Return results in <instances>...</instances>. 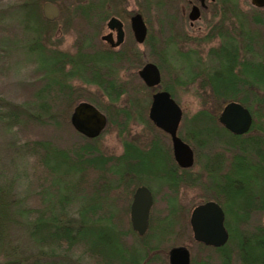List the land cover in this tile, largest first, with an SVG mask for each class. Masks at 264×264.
Masks as SVG:
<instances>
[{"label": "trees", "instance_id": "trees-1", "mask_svg": "<svg viewBox=\"0 0 264 264\" xmlns=\"http://www.w3.org/2000/svg\"><path fill=\"white\" fill-rule=\"evenodd\" d=\"M46 1L58 4L57 0H14V6L9 3L0 9V25L7 16L17 13L24 34L33 33L36 39L27 50L40 49L50 60L47 66H40L37 60L36 73L31 83H27L26 97L21 103L6 112L0 105V124L5 129L18 126L19 130L42 132L41 135L50 131L46 138L45 135L27 139L19 150L15 146L17 138L10 141L12 159H21V165L17 166L16 162L15 169L19 171L10 180L4 181L0 176V264H169L168 249L184 243L185 239L192 243V248L197 246L201 250L200 256H196L192 249V264H264V224L254 221L256 216L264 214V179L261 178L264 175V128L260 126V133H252L257 127L254 121L251 131L240 136L257 146L258 150L252 154L247 145L238 148L235 143L224 141L221 131L234 134L218 121L222 109L232 100L248 107L254 118L264 117V16L261 11L257 9L248 15L241 11L238 0H213L212 4H221L225 15L207 34L208 41L218 38L219 43L211 46L204 62L197 50L180 49L170 36L160 54L155 52L151 36L145 41L151 50L150 60L161 68L162 88L175 96V85L196 84L197 90L208 92L213 100L212 109L204 107L194 114L190 135L183 134L186 124L180 131L184 140L193 145L197 160L201 149L204 152L200 160L205 165L207 145L209 152L216 150L218 156L223 155V161L228 155L234 156L236 161L237 150L242 151L239 154L243 157L239 165L242 172L238 171L237 177L222 173L221 163L216 172L205 165L208 174L204 179L201 174L178 167L171 138L162 130L155 133L149 150L123 139L125 148L119 156L103 153L98 145L99 137L91 139L78 132L81 141L63 144L69 118L81 99L104 111L108 127L116 126L120 135L129 129L134 119L147 120L153 130L156 126L147 119L150 100L142 97L143 90L151 89L138 74L146 60L136 48L131 32L119 48L108 46L100 38L101 28L110 15L120 17L124 27L128 25L122 0L111 7L114 14L107 9L109 0H97L96 4L90 1L75 7L73 15L77 17L79 38L74 54L46 48L44 37L50 42L57 28L56 22L43 17L42 6ZM165 1L145 0L142 11L147 16L146 6L149 10L152 3L163 6ZM58 6L62 9L61 4ZM228 9L236 11L235 21L225 25ZM171 26L172 23L169 28ZM36 42L39 48H34ZM6 46L7 42L0 40V47ZM135 65L137 72L131 73L129 69ZM171 68L176 74L174 83L167 77ZM123 70L128 71L130 81H125ZM37 79L39 82H34ZM76 81L82 85H75ZM90 86L96 87L108 103L101 104V100L93 97L87 89ZM125 98L127 106L117 105ZM197 136L204 139L195 144ZM26 156L37 161L32 174L26 172ZM247 168L256 170L248 172ZM206 179H211V186H206ZM157 180L162 187L153 191L151 182ZM143 184L155 192L156 200V193L160 195L166 188L163 194L166 205L158 214L154 205L150 227L144 236H139L132 228L129 207L122 206L120 211L118 198L112 192L120 188L135 191ZM182 185L205 189L204 201L214 199L223 204L221 196L225 195L237 206L239 218L235 226L228 223L231 210L226 213L230 232L226 245L211 247L194 241L189 209L185 210L178 201ZM15 186L22 189L17 190ZM236 231L239 232L237 239L233 235ZM16 235L20 237L15 239ZM234 242L236 252L230 250Z\"/></svg>", "mask_w": 264, "mask_h": 264}, {"label": "rangeland", "instance_id": "rangeland-1", "mask_svg": "<svg viewBox=\"0 0 264 264\" xmlns=\"http://www.w3.org/2000/svg\"><path fill=\"white\" fill-rule=\"evenodd\" d=\"M90 1L93 4L97 3V0H57L58 4L62 5L61 14L57 19H55L54 21H51V22H56L57 28H56V31L52 35V38H51L52 42L51 41L49 42V40L46 37H44L43 41H44L46 48L50 47L51 49L58 50L60 52H68L71 54H74L77 52V49H78L77 40L79 38V34H78V30L76 29L77 27L75 25L76 16L74 17L73 10L75 9L77 5L88 3ZM117 1L118 0H109L107 3L108 4L107 9L110 10L111 7L117 6L118 5ZM153 1L157 2V0H153ZM9 3H11L12 6L16 4L14 0H0V9L5 8L7 5H9ZM207 3H208V7L203 8V10H201L200 17L197 20H194L192 22L189 18V13H190V8H191V4L189 0H166L164 3L165 5L163 6H159L156 3H152L149 10H148V6H146L147 16L142 11V4H145V0H122V8L125 10V16L129 18L128 25L125 27L126 37L128 33L131 32V35L133 36L132 39L136 43V48L142 55L141 57L146 60L144 64L146 62L153 61V60H150V57L148 56L149 52H151L150 48L145 43H141V44L138 43L136 39L134 38V34L131 29V17L135 15L137 12H140L144 16L145 22L148 27V37L151 36L149 38L151 39V43L155 45L156 53H159V51H161L163 47L166 46V42H167L166 40L170 36L171 41H173V43L180 49L197 50L200 53V55L203 57V62H204L206 61L207 52L209 51L211 46L217 45L219 43L218 38H215L213 41H208L206 39L207 34L209 33V30H211L213 26H216L218 22L221 21L225 15L224 9L221 8V4L216 3V5H214L212 4L210 0H208ZM238 4H239V8L241 9V11L245 14H248V15H251V13L254 14L256 10L258 9L259 11H261L260 12L261 15L264 16V7H258V6L253 5L251 0H238ZM17 9L18 8H16V10ZM113 11H111L112 14H114ZM165 13H166V17H165ZM234 13H236V11L228 9V12L225 18L226 19L225 25L229 24L230 21H235ZM42 14H43V11H42ZM110 16L105 21V24L101 28L100 38L103 34H106L110 31L107 26V22L110 19ZM20 18L21 17L18 16L17 13L13 12V14L7 16L5 18L4 23L0 25V40L4 39L7 42L6 47H4L3 49L2 47H0V99H1L0 105L4 107L3 110L5 112L9 111L8 108L11 109L17 103H21L22 99L26 97L25 91L27 90L25 88L29 85L27 83H31L32 78L34 74L36 73L35 69L38 66L37 64L38 61L41 62V64L39 63L40 66L42 65L47 66L50 61L46 57V53L44 51H41L40 49L39 50L35 49L32 52L27 50V47L29 46V44H32L33 42H35L36 39L35 37H33L34 35L33 33L24 34L23 26H22V22ZM167 20H170L172 23V26L170 28L169 26L171 23H169ZM35 25L36 24L33 22V26ZM5 35H7L6 38H5ZM34 44H35L34 48L36 47L39 48L38 42ZM69 67L70 66L68 65V68ZM129 70L131 71V73L137 72L136 65L135 67ZM122 75L125 77L126 79L125 81H130V80H127L128 71L123 70ZM175 76L176 74L175 72L172 71V68H171L167 75L168 80L174 83L173 80L175 79ZM37 77L39 78V75L36 76V78ZM121 81L124 82L123 79H121ZM34 82H39V79H37ZM197 82H200V79ZM74 84L82 85L80 81H76ZM175 86H176L175 97L179 101L180 106L184 112V115L182 117V121L180 124V129L184 130L185 129L184 124H186V129L183 134L185 136L190 135L191 134L190 131L192 132V130H190L191 129L190 124L192 122L191 119L193 118L194 114H196L200 109L204 107L212 109L213 100L211 99V96L208 94V92H202L199 89L197 90L198 86L196 84L187 85V86H178V85H175ZM87 89L90 94H93V97L95 96L98 100L102 101L101 104L108 103V99L105 96L103 97L96 87L90 86ZM150 89H151L150 91L143 90L144 94L142 95V97L150 100V104H151L152 94L157 91L158 87L150 88ZM82 101H86V100L81 99L80 102ZM127 104H128V101H127V98H125L123 101L119 102V104L117 105L121 107V106H127ZM70 118H69V126H67V131H65L67 135L64 134V138H65L63 139L64 145H71L73 140L74 142L75 141L79 142L82 140L77 135L76 132L78 131L71 124ZM254 119H255V123L257 127L254 129L252 133L257 134V133H260L259 131L260 126L264 128V117L261 119H258L255 116ZM145 121L146 122H140L139 120H135V119L132 120L131 123L129 124V129H127V131L124 132L122 135H120L119 129L116 126L108 127L107 125L105 129L106 131L104 130L105 132L101 136H99L100 139L98 141V145L101 151L108 156L110 155L119 156L124 152L125 147H124L123 141L125 139H128L129 141L134 142L136 145L140 146L141 148H145L144 150H149L150 143L155 137V133L158 134V130L160 129L156 127V129L153 130L151 124L147 120ZM18 128L19 127L16 126L11 130H7L4 128L3 125L0 124V176L4 177V181L10 180L9 178L12 177V175H15V173L19 171V169L18 170L15 169V166L17 163H18L17 166L21 165L20 164L21 159H15V160L12 159V151L10 149L11 145H9L10 141L11 140L15 141V139L17 138L16 140L18 141V143L15 146H17L18 148L29 138L31 139L37 138V137L42 138L45 135L46 136L44 138H46L47 136H49V133H50V131L46 130L44 131V135H41L42 132L35 133L31 131L30 133L29 130H23V129L19 130ZM34 129H37V128H34ZM221 134L223 137L222 139L224 141L228 143H235L238 148L239 146L244 144L249 147L248 149L252 154L253 152L256 153V151L258 150L257 146H255L252 140H249V139L247 140L243 137H240L241 135L234 136L225 131H221ZM53 137H55V134H53ZM204 137L207 138V136H204ZM202 139L204 138L197 136L195 141L194 140L193 141L196 144V142H199ZM55 140L58 141L57 138ZM206 150H207L208 156L205 157L204 164L210 165L214 169L215 172L218 171L219 169L218 165L221 163H223L222 172L229 174L231 177L232 176L237 177L238 171L242 172L239 166L241 164L240 161L243 158L240 156L241 155L240 152H242L241 150L239 149L237 150L238 157L236 161L234 159V156H230V155H228V157L223 161L224 156L223 155L218 156L219 154L216 153V150L215 151L211 150L209 152L210 147L208 145H207ZM19 152L21 153V151ZM203 152H204L203 150L199 149L198 160L196 158L195 165L189 168V170H191L190 171L191 173H194L197 175L201 174L202 177L205 179L207 178L208 173L205 169V165L203 166V162L200 160V156H203ZM205 154H206V151H205ZM25 158L26 160L24 161V163H25L26 170H27L26 172L32 174V171L34 170L33 167L37 165V161L35 160L34 157L27 158L26 156ZM251 162H253V160ZM247 169H248L247 170L248 172L256 170L255 168H252V169L247 168ZM38 171L39 169H37V172ZM256 172H260V171L257 170ZM262 172L264 174V168L262 169ZM261 178L264 179V175H262ZM205 183L207 187L211 186V183H212L211 179H206ZM151 187L153 191L159 190L160 187H162L161 181L160 180H157L154 182L152 181ZM15 188L17 190L22 189L21 186H17V187L15 186ZM129 189H130L129 191L123 190V188L116 189L112 192V195L115 198H118L117 207L120 211H122V206L123 208L129 207V217L131 221L130 208H131L134 191L131 190L132 188H129ZM166 190L167 189L164 188L163 191L159 192L160 195H157L156 193L157 200L156 199L154 200V205L156 204L155 214H158L160 211L162 212L164 210V206L166 204L163 198V194L165 193ZM205 193H207L205 189H203L200 186L182 185L178 193V201L180 205L184 207L185 210L189 209L190 216H191V212L194 208V205H197L201 203L202 201H204L205 195H206ZM221 198H222V203H223L222 206L224 207L226 213L229 212V210H231L230 215L228 214L230 218L228 223L231 226H235L236 220H238L239 218L237 217V214L239 216V213H237L238 208L236 205L233 204V202L231 203V201H229V199H227L225 195H222ZM190 216L188 219L189 222H190ZM159 219L160 220L164 219V217H160ZM254 221H258L264 224V214L256 216L254 218ZM158 224L159 222L156 220L155 227H157ZM233 235H235L237 239L239 236V232L238 231L233 232ZM19 237L20 235H16L15 239ZM186 240L187 239L183 240L184 243H181L179 245H187L190 248V251L194 249L193 250L194 255L200 256L201 250L198 249L197 246H193L192 248L191 247L192 243ZM233 246L234 247H230V250L236 252L237 246L235 242L233 243ZM170 249H168L167 251V261L168 262H169ZM242 257H243V253H242Z\"/></svg>", "mask_w": 264, "mask_h": 264}, {"label": "water", "instance_id": "water-1", "mask_svg": "<svg viewBox=\"0 0 264 264\" xmlns=\"http://www.w3.org/2000/svg\"><path fill=\"white\" fill-rule=\"evenodd\" d=\"M206 6V0H200ZM253 5L264 7V0H251ZM43 15L49 21H54L60 16L59 7L52 2H45ZM201 15V8L194 5L189 13L193 22ZM108 27L111 32L102 36V39L112 47H117L124 42L125 30L123 22L113 16ZM131 27L138 43H144L148 35V27L143 14L137 12L131 18ZM116 31V38L113 31ZM139 76L148 87L161 84V69L155 62H147L140 70ZM183 116V110L169 90L162 89L152 96L149 111L150 119L163 131L170 134L173 144L174 157L182 168H190L195 163V153L192 146L178 135V128ZM73 127L87 138H97L108 124L107 115L95 104L82 101L74 109L70 118ZM219 122L231 133L243 135L250 131L254 123L251 110L239 101L228 102L219 115ZM154 204L151 189L146 185L136 188L131 203L130 214L134 231L140 236L146 234L150 226V213ZM226 213L223 207L215 200H209L197 205L191 212L190 223L193 237L196 242L206 246L222 247L230 238L226 226ZM191 252L187 245L174 246L169 251L170 264H191Z\"/></svg>", "mask_w": 264, "mask_h": 264}, {"label": "flooded vegetation", "instance_id": "flooded-vegetation-1", "mask_svg": "<svg viewBox=\"0 0 264 264\" xmlns=\"http://www.w3.org/2000/svg\"><path fill=\"white\" fill-rule=\"evenodd\" d=\"M211 2L213 1V0H210ZM189 2H190V4H191V8H192V6H194V5H197V6H200L201 7V10H203V8H202V5H201V2H200V0H189ZM205 8H207L208 7V4H207V0H206V6H204ZM191 8H190V10H191ZM110 30V29H109ZM113 34H114V36H116V31L114 30L113 31ZM183 115H184V113H183ZM148 118H149V113H148ZM149 120H150V118H149ZM150 122L152 123V124H154L151 120H150ZM184 122V121H183ZM182 122V123H183ZM181 124V123H180ZM180 131H181V129H180V126H179V130H178V134H180ZM195 153H196V151H195ZM173 157H174V154H173ZM174 160H175V157H174ZM175 162H176V160H175ZM176 164H177V162H176ZM178 165V164H177ZM179 167V166H178ZM181 170H183V169H186V168H181V167H179ZM187 170H189V168H187ZM191 171V170H190ZM223 173V172H222Z\"/></svg>", "mask_w": 264, "mask_h": 264}]
</instances>
